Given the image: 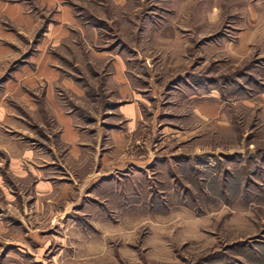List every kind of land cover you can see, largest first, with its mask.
I'll list each match as a JSON object with an SVG mask.
<instances>
[{
    "label": "rangeland",
    "instance_id": "obj_1",
    "mask_svg": "<svg viewBox=\"0 0 264 264\" xmlns=\"http://www.w3.org/2000/svg\"><path fill=\"white\" fill-rule=\"evenodd\" d=\"M1 1L0 264H264V0Z\"/></svg>",
    "mask_w": 264,
    "mask_h": 264
},
{
    "label": "crops",
    "instance_id": "obj_2",
    "mask_svg": "<svg viewBox=\"0 0 264 264\" xmlns=\"http://www.w3.org/2000/svg\"><path fill=\"white\" fill-rule=\"evenodd\" d=\"M48 4L50 5L52 3L49 2ZM16 9H19V8H13V7H11V4L6 5L5 2L0 0V13L1 12H6V11L8 13H11L12 11H14ZM66 14H68V13H66ZM118 76L123 78L122 72H119ZM124 90H125V92H128L129 91V87H125ZM129 111L130 112L132 111L133 114L135 113L134 108L129 109ZM61 123L66 127V141L69 142V143L75 144L77 142L78 138H77L76 134L74 133V131L71 130L70 120L68 118L64 117V116H61ZM74 149H75L74 150L75 154H79V151L76 148H74Z\"/></svg>",
    "mask_w": 264,
    "mask_h": 264
}]
</instances>
